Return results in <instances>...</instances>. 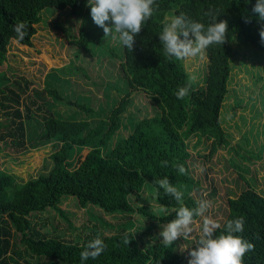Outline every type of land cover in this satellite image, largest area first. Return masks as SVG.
<instances>
[{
  "label": "trees",
  "instance_id": "obj_1",
  "mask_svg": "<svg viewBox=\"0 0 264 264\" xmlns=\"http://www.w3.org/2000/svg\"><path fill=\"white\" fill-rule=\"evenodd\" d=\"M255 2L155 0L154 13L133 48L123 46L121 98L107 114L101 110L94 115L90 99L65 100L56 88L40 89L33 80L3 73L9 68V48L17 42L12 25L26 22L25 39L17 43L32 47L42 12L49 7L82 17L71 42L86 51L98 44L101 34L85 25L91 16L88 0H0V153L18 156L50 145L40 164L29 166L20 182L0 166V264H79L84 245L97 234L107 247L87 264H188L206 218L220 224L219 235L227 221L238 216L245 219L239 235L254 245L243 264H264V194L250 182L240 193L223 189L220 181L211 183L204 163L188 146L195 138V145L211 140L209 156L231 147L221 111L229 93L235 39L264 53L262 24L252 12ZM181 12L206 26L213 16L226 21L225 42L196 57L169 58L159 33L167 17ZM184 86L188 95L177 99L176 92ZM135 92L148 97L157 113L142 119L133 115ZM101 93L107 95L105 89ZM53 100L74 107L76 117L56 115ZM32 119L40 123L37 132L29 127ZM162 161L168 164L162 166ZM230 163L240 173L246 171L236 160ZM177 164H183L187 174H179ZM165 176L183 192L180 201L154 183ZM202 201L208 207L202 218L194 217L191 235L162 243L159 233L178 209L196 208ZM182 241L189 244L186 251Z\"/></svg>",
  "mask_w": 264,
  "mask_h": 264
},
{
  "label": "rangeland",
  "instance_id": "obj_2",
  "mask_svg": "<svg viewBox=\"0 0 264 264\" xmlns=\"http://www.w3.org/2000/svg\"><path fill=\"white\" fill-rule=\"evenodd\" d=\"M81 23L82 17L71 14L70 9L46 8L42 12V22L37 25L33 46L13 42L8 51L9 68L3 73L33 80L35 87L40 89L48 86L56 88L65 100L87 102L90 99L94 115L101 110L102 114H107L112 104L121 98L123 72L119 68L123 60V45L118 34H115V39L112 36L106 38L103 29H98L92 17L88 16L85 25L101 36L98 44L90 45L89 51L83 50L70 39V34L78 35ZM235 40L229 93L221 111L222 125L231 147L220 148L209 156L211 140L204 139L195 145V138L189 141L188 146L198 162L204 163L207 179L211 183L220 181L223 189L229 187L236 193L251 185L264 194V53L239 37ZM190 69L194 70L195 67ZM104 89L107 95L101 93ZM132 100L134 105L130 110L138 119L157 113L150 99L142 93L135 92ZM51 107L56 115L64 118L77 115L76 109L66 102L53 100ZM39 126L37 119L29 123L34 132L39 131ZM48 146L38 150L32 148L18 156L1 152L0 166L16 175L20 182V177L28 171L29 166L40 164ZM237 151L248 160L242 159ZM233 160L246 171L240 173L236 170L230 163ZM223 189L221 193H224ZM82 217L83 210L79 211V218ZM188 247V242L182 241L181 249L186 251Z\"/></svg>",
  "mask_w": 264,
  "mask_h": 264
},
{
  "label": "clouds",
  "instance_id": "obj_3",
  "mask_svg": "<svg viewBox=\"0 0 264 264\" xmlns=\"http://www.w3.org/2000/svg\"><path fill=\"white\" fill-rule=\"evenodd\" d=\"M155 0H88L90 15L95 25L103 29L105 37L118 38L124 47L132 49L136 36L141 32L144 24L154 13ZM252 12L262 24L259 35L264 43V0H256ZM226 21H217L213 16L207 24L198 20L189 19L184 13L173 14L166 18L159 39L164 53L169 58L184 59L196 57L211 45L225 42L227 31ZM27 24L18 21L12 25L15 36L12 39L23 41L26 36ZM189 93V87H180L176 92L177 99H184ZM167 161L161 165L166 166ZM179 174H187L183 164L176 165ZM154 183L163 190L164 194L176 201L183 198V192L170 179L165 176L155 179ZM208 207L207 201L200 202L196 208L181 206L176 212L175 219L169 221L159 233L162 243L168 244L182 237L187 239L192 232L190 225L194 217L200 216ZM245 225L243 216L229 219L224 231L216 234L220 224L206 218L199 233L196 247L189 253L188 264H243L246 252L251 251L254 245L244 239L242 235ZM125 243L129 241L125 239ZM107 245L102 237L97 234L86 242L83 251L80 252L79 264H87L89 259L96 260L105 252Z\"/></svg>",
  "mask_w": 264,
  "mask_h": 264
}]
</instances>
